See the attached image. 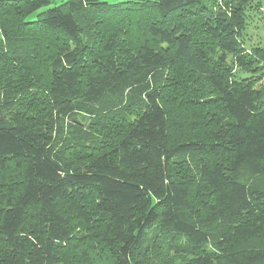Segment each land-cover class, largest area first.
Listing matches in <instances>:
<instances>
[{"label": "trees", "instance_id": "16d2710c", "mask_svg": "<svg viewBox=\"0 0 264 264\" xmlns=\"http://www.w3.org/2000/svg\"><path fill=\"white\" fill-rule=\"evenodd\" d=\"M202 1L0 0V264H264V47L235 35L264 0ZM175 63L208 81L195 139Z\"/></svg>", "mask_w": 264, "mask_h": 264}, {"label": "rangeland", "instance_id": "374dc122", "mask_svg": "<svg viewBox=\"0 0 264 264\" xmlns=\"http://www.w3.org/2000/svg\"><path fill=\"white\" fill-rule=\"evenodd\" d=\"M67 1L68 0H51L53 5L62 4ZM100 1H106L108 3H115V2L125 1V0H100ZM202 4L204 5L205 8L208 9V11L210 10L212 12L211 15H214V16L216 15V17L220 14L222 15V13L223 14L229 13V7L233 5V3L231 2L228 4V8H225V4L222 0H203ZM139 12L141 14H146L147 9L145 8L141 9L139 10ZM244 21H245L244 32L241 33L240 30H238L240 36L237 35V32L235 33V35L238 37V39L244 38V42L243 41L241 42L243 43V46L245 47L247 52L250 53V47H252L251 45L253 46L260 45L264 47V8L261 6L259 8L255 7V9L253 8V9L248 10L246 12ZM212 62L215 64L217 63V61L215 60H213ZM226 63H229V65L231 66L230 69L233 72L236 67L230 61ZM236 73H237V70H236ZM256 73H260V74L258 75ZM254 74H256L260 79L259 81L256 82L254 87L257 89L264 87V70H256ZM238 75L248 76V74H243L240 72L238 73ZM161 78L163 81L162 83H165V86L171 87L170 90L168 91V95L169 94L173 96L177 95L173 103H171L170 101V100H173L174 98L172 96H168V99L166 100V103H165L166 105L165 108L168 114H174L175 112L178 115L176 121H173L172 126H175L177 128L176 126L177 121L182 120L181 121L182 128L180 130L178 128L175 129V131L178 130L180 139L197 138L200 135V133L197 132L196 130L190 131L189 129V127H192L191 126V122H192L191 112L194 110H198V107L195 103L196 99L202 98L200 100L202 102L205 98L209 97V94L206 93V91L204 90V85H206V82H208L207 78L195 75L191 70L188 69L187 66L183 65L182 63L181 64L175 63L174 65H168L167 67H165L164 70L162 71ZM188 87L191 88L194 92H191V91L188 92L187 90H185ZM162 93H164V91H162ZM179 93H181V95H184V96L193 95L192 96L193 100H191L192 102H189V103L191 104L195 103V105L191 106V104L189 105V103L184 98L183 99L179 98L178 97L180 95ZM126 101H127V98L123 96L115 97L113 99L107 100V102L104 103V105H102V107L100 108L101 116L105 115V117H107L108 115L113 113L114 110L118 109L117 107L119 106L126 107V105H124ZM123 109H127V108H123ZM127 111L130 112V113L129 112L127 113V116L131 118L132 117L131 113L133 111L129 109ZM209 111L211 113H217V114L220 113V110L218 109V105H214V104L210 106ZM121 113L122 114L120 115L126 118V114L124 112H121ZM89 131L90 130L87 128L86 129L87 134L89 133ZM84 138H85V141L89 143L92 142L93 144H96V145H98L100 141V140L97 141L99 139L98 136L91 135L89 137H84ZM176 166L179 167V171L181 170V173H183L180 175V177L187 179L191 177L188 175H191V172L194 170L196 164L194 163L191 157H186V158L179 159L178 164ZM188 167L190 168V170ZM185 169H187V171H185ZM256 182L260 185H264V176L258 177Z\"/></svg>", "mask_w": 264, "mask_h": 264}, {"label": "crops", "instance_id": "0c3cea01", "mask_svg": "<svg viewBox=\"0 0 264 264\" xmlns=\"http://www.w3.org/2000/svg\"><path fill=\"white\" fill-rule=\"evenodd\" d=\"M0 38H1V34H0Z\"/></svg>", "mask_w": 264, "mask_h": 264}]
</instances>
